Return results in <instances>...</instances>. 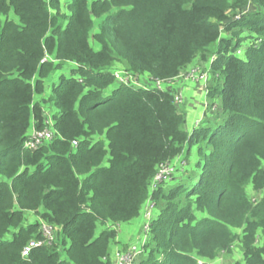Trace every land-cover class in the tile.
<instances>
[{
  "label": "trees",
  "instance_id": "1",
  "mask_svg": "<svg viewBox=\"0 0 264 264\" xmlns=\"http://www.w3.org/2000/svg\"><path fill=\"white\" fill-rule=\"evenodd\" d=\"M61 5L0 0V264H114L116 228L149 197L158 212L137 264H212L238 245L240 262L264 264V0H71L67 17ZM212 55L216 111L188 132L174 92L155 82ZM66 61L77 67L45 99L59 110L54 137L24 147L49 128L34 96ZM117 67L154 88L118 84L103 97ZM179 156L187 165L174 183L151 192ZM26 212L39 218L24 225ZM31 241L41 244L23 256Z\"/></svg>",
  "mask_w": 264,
  "mask_h": 264
},
{
  "label": "rangeland",
  "instance_id": "2",
  "mask_svg": "<svg viewBox=\"0 0 264 264\" xmlns=\"http://www.w3.org/2000/svg\"><path fill=\"white\" fill-rule=\"evenodd\" d=\"M70 1L71 0H61V3H62V5L60 7L62 10L61 13H63L64 16H66V17L70 14V11L67 7V4ZM249 10H252L251 6L249 8H246L244 10V12H240L237 14H233L232 12H230L229 15L231 16V19L236 20V19H239L244 13L248 12ZM9 17L13 18L12 14H9ZM99 21H100L99 19H94V27H93L91 34H93L97 31V25H98ZM63 23H66V21H64ZM227 35H230V33H226L223 31L222 36H227ZM89 42H90L91 46H93V47L97 46L96 43L93 42L91 37L89 39ZM217 46H218L217 43H214L213 45H211V50H215L217 48ZM242 50H243V46H241L239 49H237L236 53L238 55H240L242 53ZM46 59H49L50 61L55 62V63L57 62V61L52 60V58L50 56H47ZM214 59H215V55H212L211 57H209L208 61H203V60H200L199 58L194 59L191 62V64L187 65L184 68V70L180 73V75L178 76V79H180L181 82L186 81L188 84H190L191 86H193L195 88L194 97L189 101L188 105H191V107H193V108H195V107L199 108L198 111L202 114L203 117H206V116L210 115L211 112L216 111L215 105L210 104L208 99L206 98V92L208 90V86H210L212 83V78H211V75L209 74V71L207 70V72H206L204 70V68L209 63H211ZM76 67H77V65L74 62L66 61V62L61 63L60 67H58L56 70L51 71L47 77L42 79L43 80V92H42V94L36 93L34 96V99L38 100L40 102L41 106L46 111L47 115H49L47 119H44V124L49 126V128H53V124H54L53 118H54L55 114H58L59 110L57 109L56 106H53L48 101H45V99L49 97L51 90H52L53 86L57 84L59 77L60 76L71 77L72 76L71 72ZM195 70L198 72L196 74L197 76L191 77V79L188 80L186 78L185 73L186 72L189 73L190 71L192 72ZM113 73H114V76L115 75L121 76L124 79V83L117 82L116 77H115V82H113L109 87H107L106 89L103 90V92H102L103 97L107 96L110 93V91H112V89L114 90L118 84H130V83L133 84L134 83V84H136L134 86H141L142 82H144L145 84H147V87L149 89L154 88L153 82L149 81V83H148L144 76L128 75V73L124 72L122 69H120V67H117ZM202 74H204V76H202ZM192 78H193V80H192ZM164 86H166V85H162V83H160L159 88H164ZM167 88H169V87H167ZM174 96H176L177 100H180L178 103H176L177 106L179 108L181 106H183L184 105L183 95L179 92H177V93L175 92ZM200 98H202V100ZM200 119H202V118H200ZM200 119L197 120L196 127H198V125L200 123ZM30 132H32V130ZM177 158H181V156H179ZM190 158H191L190 160L188 159L189 161H191L190 163H188L189 168L192 167L194 162L197 160L196 150H193ZM159 172H160V170L157 172V174ZM173 173H171V174L168 173L166 178H164L160 181L155 180V176L157 175L156 174L154 176L153 180L150 182L149 190L152 192V189L158 183H161L162 181H165L167 184L174 183V182H172V180H174L173 175H172ZM151 204H153L152 207H151ZM149 211H150L151 216H150V220H147L146 213ZM157 212H158V210L155 208V204H154L153 200L151 199V197H149L147 199V201L145 202L143 209H141L139 215L136 218H134L133 220H131L130 222L123 223V224L133 225L129 228V231H130L129 234L126 235L125 231L123 230V229H125L124 228L125 225H121L120 227L116 228V230H115L117 232L116 238H114L113 241L111 242L110 250L113 249L114 253H116L117 251H119V248H121V247H126V246L130 247L134 243L139 244V242H140V240L144 234V224L150 222L155 217ZM38 218H39V216L36 213L26 212L24 225H28V224L32 223L34 221V219H38ZM42 225L43 224H41L40 227ZM103 228H104L103 226L100 227L98 225L97 230H96V234H99ZM55 236H56L55 237L56 243L57 242L59 243L57 234ZM117 237L119 239H117ZM116 241H119L117 244L118 247L114 248V245H115L114 243ZM62 248H63V246H60L59 250H61V257H64V252H63ZM233 249H234V251L231 255L221 254L220 256L211 260V263L212 264H237L239 262L240 264H244L243 262H240V261H242V254L240 252L239 245L235 246V248H233ZM138 262H139V260H138Z\"/></svg>",
  "mask_w": 264,
  "mask_h": 264
},
{
  "label": "built area",
  "instance_id": "3",
  "mask_svg": "<svg viewBox=\"0 0 264 264\" xmlns=\"http://www.w3.org/2000/svg\"><path fill=\"white\" fill-rule=\"evenodd\" d=\"M207 72V70H205ZM198 72L195 71H190L189 73H185L186 78L189 80L191 79V77L197 76ZM202 76H204V74H202ZM116 77V81L119 83H124V79L121 76L115 75ZM193 80V78H192ZM160 81H156L155 85L157 87L160 86ZM134 84V83H133ZM136 85V84H134ZM174 101L175 103H178L180 100H177L176 96H174ZM54 137V132L46 127L43 130H32V132L30 133V137L24 142V147H29V148H37L38 146H41L43 144V141H49ZM72 145L76 146L77 145V141L74 140L72 141ZM167 166V167H166ZM186 166V161L183 158H179L177 160V162H170V163H166L164 165H161L159 167L160 172L155 176V180L156 181H160L164 178H166L167 174H171L174 171H176L177 169H180L181 171L183 170V168ZM158 170V171H159ZM153 206V204H151V207ZM147 216V220H150V211L146 213ZM149 224L150 222L144 224V234L139 242V244L134 243L132 244L130 247L128 246L126 248V250L124 251H117L114 256V264H137L138 262V258L140 257V255L143 252V245L145 244L146 240H147V234H148V230H149ZM42 228V232L43 235L49 239V241L53 240V230L51 228L50 225H46L43 224L41 226ZM41 244V241H31L23 250H22V255L26 256L28 254V252L30 251V249L32 247L38 246ZM201 260H198V263H201Z\"/></svg>",
  "mask_w": 264,
  "mask_h": 264
},
{
  "label": "crops",
  "instance_id": "4",
  "mask_svg": "<svg viewBox=\"0 0 264 264\" xmlns=\"http://www.w3.org/2000/svg\"><path fill=\"white\" fill-rule=\"evenodd\" d=\"M166 86H164V89L169 87L174 93L176 92H179L183 95L184 97V105L181 106L180 108H182L185 112V129L188 131V132H191L195 127H196V123H197V120L200 119V122L201 120L204 119V117L202 116V114L198 111L199 108L195 107H191V105H188L189 101L194 97V90L195 88L193 86H191L190 84H188L186 81L184 82H181L180 79L175 78L173 79L171 82H165ZM163 85V83H162ZM202 100V98H200ZM178 158H176V160H174V162H177ZM181 171V170H180ZM133 226L131 224H125L124 228L123 229L125 231V234H129L130 231H129V228ZM117 239H119L117 237ZM118 242L119 241H116L114 244V248L115 247H118Z\"/></svg>",
  "mask_w": 264,
  "mask_h": 264
}]
</instances>
